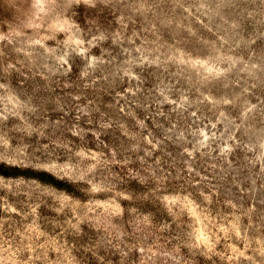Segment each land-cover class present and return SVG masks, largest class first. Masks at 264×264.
I'll use <instances>...</instances> for the list:
<instances>
[{
	"label": "rangeland",
	"instance_id": "1",
	"mask_svg": "<svg viewBox=\"0 0 264 264\" xmlns=\"http://www.w3.org/2000/svg\"><path fill=\"white\" fill-rule=\"evenodd\" d=\"M0 264H264V0H0Z\"/></svg>",
	"mask_w": 264,
	"mask_h": 264
}]
</instances>
